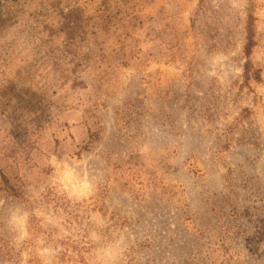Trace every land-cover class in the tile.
I'll list each match as a JSON object with an SVG mask.
<instances>
[{"label":"rangeland","instance_id":"374dc122","mask_svg":"<svg viewBox=\"0 0 264 264\" xmlns=\"http://www.w3.org/2000/svg\"><path fill=\"white\" fill-rule=\"evenodd\" d=\"M0 264H264V0H0Z\"/></svg>","mask_w":264,"mask_h":264}]
</instances>
